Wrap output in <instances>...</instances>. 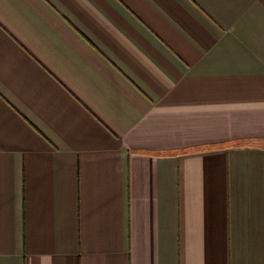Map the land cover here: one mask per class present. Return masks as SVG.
Listing matches in <instances>:
<instances>
[{
	"label": "crops",
	"instance_id": "crops-1",
	"mask_svg": "<svg viewBox=\"0 0 264 264\" xmlns=\"http://www.w3.org/2000/svg\"><path fill=\"white\" fill-rule=\"evenodd\" d=\"M0 264H264V0H0Z\"/></svg>",
	"mask_w": 264,
	"mask_h": 264
}]
</instances>
